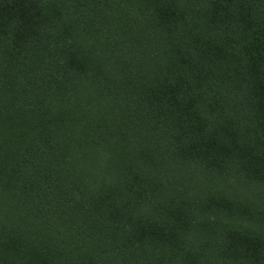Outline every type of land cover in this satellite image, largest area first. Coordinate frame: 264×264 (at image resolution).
I'll list each match as a JSON object with an SVG mask.
<instances>
[{
	"label": "trees",
	"instance_id": "16d2710c",
	"mask_svg": "<svg viewBox=\"0 0 264 264\" xmlns=\"http://www.w3.org/2000/svg\"><path fill=\"white\" fill-rule=\"evenodd\" d=\"M0 264H264V0H0Z\"/></svg>",
	"mask_w": 264,
	"mask_h": 264
}]
</instances>
